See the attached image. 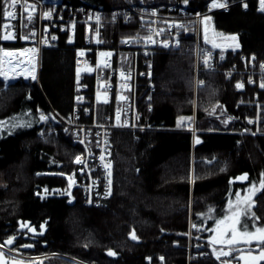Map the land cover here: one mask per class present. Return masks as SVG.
Here are the masks:
<instances>
[{
  "label": "trees",
  "instance_id": "16d2710c",
  "mask_svg": "<svg viewBox=\"0 0 264 264\" xmlns=\"http://www.w3.org/2000/svg\"><path fill=\"white\" fill-rule=\"evenodd\" d=\"M143 1L146 6L175 5L203 13L212 0ZM220 1L231 7L210 14L214 28L219 34L236 35L240 42V49L228 52L229 62L242 69L245 56L264 60V12L257 11L259 1ZM66 2L106 13L128 9L123 0ZM138 20L133 16L134 28ZM120 28L128 29L119 22L108 35L112 47L119 42ZM83 43L79 30L75 44L62 37L58 48L44 50L40 85L23 80L5 83L0 76V243L15 237V250L59 256L46 264H188L191 242L193 252L208 254L193 264H222L213 255V248L220 245L209 243L216 235V221L229 214V202L235 206L237 194L244 197L252 184L264 179V136L238 133L245 114L253 112L238 105L243 94L221 73L201 74L205 83L199 91L196 122L200 132L193 138L186 128L193 113V58L185 48L157 51L151 57L156 91L151 93L147 85L141 91L139 124L145 129L137 135L122 130L112 135L113 197L95 208L85 205L76 192V201L69 204L63 196V175L74 172V142L52 114L66 119L73 112L74 53ZM4 47L8 45L0 43ZM260 95L263 100L264 91ZM41 113L56 122L48 126ZM240 176H247L244 183L235 182ZM253 199L252 211L259 220L241 216L250 230L264 227V191ZM20 223H29L38 232L45 224V232L28 237ZM190 224L199 231L191 240ZM133 232L138 239L131 238ZM252 247L257 248L255 242ZM225 259L239 264L232 257Z\"/></svg>",
  "mask_w": 264,
  "mask_h": 264
},
{
  "label": "built area",
  "instance_id": "2783aa9c",
  "mask_svg": "<svg viewBox=\"0 0 264 264\" xmlns=\"http://www.w3.org/2000/svg\"><path fill=\"white\" fill-rule=\"evenodd\" d=\"M27 3L36 5L34 11L31 9L29 10L32 11L33 17L31 23L28 22L26 13L23 18H21L22 9L18 6L15 9L16 19L9 20V25L11 26L9 31L14 32L16 38L8 40L7 42L9 44L0 39V43L7 44L8 47H4V49L8 51L19 52L24 49H38V52H28L25 54V57L21 58L25 59V62H27L28 57L33 58L35 63L34 74L36 79L33 80L31 79V76L28 75H19V69H17V74L12 73L14 78L6 80V83L12 80H23L30 82L31 84L40 85V74L44 50L58 48L62 37L66 38L68 44H75L77 40V33L79 30L83 32L84 43L82 46L76 48L74 53L75 65L81 74L79 78L81 79V82H83L80 87V94L76 93L74 102L78 103L82 109L80 110L74 105V109L70 117L66 119L59 118V120L67 129L68 127L72 129V136L77 147L75 153L77 157H81L86 162V165L77 163L79 178L75 180L74 186L73 184L71 185L70 189L73 194L69 195L68 200L71 198L72 201L70 203H74L76 201L75 194L79 191L84 199L83 201L85 205L89 207H100L105 203V201L110 200L113 197L115 186V171L113 162L110 160V168H106L100 157L103 154L108 155L111 152L112 135L114 131H116L115 128L121 127V124L111 123L113 113L109 109L114 103L112 101L113 85L110 81H106V75H109L111 81L116 76L114 61L117 55L120 57L121 54H123L126 58L128 56L130 57L129 59L134 66L132 69L129 68L130 70L124 68L123 71H125V79L122 81V85L121 87L119 86L118 89H122V94L120 91L121 95H123V91L130 94L131 100L127 99L126 104H123L122 99V102L118 104V109L122 114L123 106H125V108H129L131 116L134 115L133 117H135L137 113L140 119L141 115L138 109L141 100V91H143L144 85L148 86L151 93L156 91L155 84L152 80H150V75H153L151 57L158 50H178L183 48L184 42L188 41V36L192 35L191 31L196 33L195 29H198V22L194 23L195 19L193 20V18L197 15V18H199L201 14L193 13L187 8H180L175 5L146 6L143 0H138L136 4L128 5L127 10L122 9L116 12V16H114L115 22L118 21V18H121V22H124V25L128 27V29L124 30L125 34L127 35L131 32L130 27H132L134 32H131L132 35L126 37L122 44L120 39L119 42L116 45L114 44L112 47L110 44L113 41L106 33V31H108V27L106 26L108 25L105 16L108 13L103 10L75 7L69 4V2H66V0H27ZM50 3H52V5ZM3 7V0H0V35H3V31L5 30L2 27L5 22V17L2 15ZM257 11L264 12L261 11L259 4ZM47 12H51V18L44 15V13ZM133 16H137L139 18L138 22L135 23L136 28L131 26L133 24ZM140 18L143 21L147 20L148 23L140 22ZM23 20L24 22H27L24 24L26 26H23ZM109 20L110 19H107V21ZM23 27H27V31L35 33V36L30 37L28 40L23 39ZM143 27L146 31L144 36H147V38L151 37L155 43H150L147 38L142 37L143 32L140 33V31L143 30ZM153 31H155L156 35H153ZM26 33L25 36L30 35V33L29 35ZM52 36L57 38L53 40ZM165 42H167L170 46L164 47L163 45ZM189 42H191V40H189ZM123 43L129 48L123 47ZM144 47L148 48V53H145L147 48ZM123 48L128 50H123ZM140 48H143V50ZM194 49H196L195 44L193 50ZM103 52L105 54L111 53V55H104L101 57L100 54ZM81 53H84V55H81ZM207 53L208 52H204L203 50L199 52L198 49L195 54V61H197L195 64V72L198 78L201 74L200 73L198 75V72L209 73L221 71L229 80L234 79L237 74H242L240 81H237L238 83L236 82V85H243L242 88L236 87L240 93H248L247 86H256L262 89L258 85L264 82V79H259L258 81V76L255 77V75H253L251 77V74H254L255 72V74L259 75V77L262 76L264 78V68L261 67V65H264V61L259 62L253 58L247 59L245 56L242 58L243 68L241 69L238 64L228 62L227 57L224 56L217 59L215 54H212L209 65L206 66L203 63V60ZM99 58H101V60H99ZM199 66L204 68L199 69ZM95 77H97V80H100L101 82H94L92 78ZM147 78L148 81L146 80ZM89 79H91L90 84L88 83ZM85 80L86 82L84 83ZM102 82L104 83V85L100 84L103 85L102 87H99L96 84ZM202 85L203 82L200 84V87ZM96 89H99L97 93L100 95V101L93 100L94 103L92 102V106L84 107L86 104L91 102V97L89 96L93 95L94 90ZM78 104L76 106H78ZM100 106L102 109L95 112L96 108ZM83 109L86 110L83 111ZM249 109H252V107H249ZM150 111H152V107H150ZM100 116H102V118H100L99 122L98 117ZM244 120L248 126L251 127V129L255 127L252 131L248 130L245 134L252 136L264 135V130L261 131L260 126L264 124V121L260 119L259 114L257 119L248 117V119L244 118ZM249 121L253 122L249 123ZM130 124L133 128L137 125L134 120L131 121ZM253 133L255 134L253 135ZM109 171L111 172V176L108 174ZM91 172L94 177L101 174V178L98 177L93 179L91 175H89ZM109 180L111 181V184L109 185L110 194L109 188H105L106 183L109 184ZM192 231H195V233L199 232L196 226L193 227V225L190 224V235L192 234ZM188 249V264H193V262L199 257L204 258L208 255L205 251L193 252L191 243ZM202 249L203 248L199 246L198 251Z\"/></svg>",
  "mask_w": 264,
  "mask_h": 264
},
{
  "label": "rangeland",
  "instance_id": "374dc122",
  "mask_svg": "<svg viewBox=\"0 0 264 264\" xmlns=\"http://www.w3.org/2000/svg\"><path fill=\"white\" fill-rule=\"evenodd\" d=\"M123 1H124V5H126V4H128V5L132 4L133 5V4H135V3L138 2V0H130V1L129 0L128 1L127 0H123ZM258 1H259V5H260V0H258ZM22 2H23V0H22ZM219 2L226 4V7H215V8L214 7H211V4H212V1H211V3L208 6V10L206 12H203V13L193 12V13H199V14H201L199 18H197L198 15L193 18V20L195 19L194 20V23L195 22H198V29H195L196 30V33H194V31H191L192 35H189L188 36V38H190V40H191L190 46L188 47L189 41L184 42V45H183V48H185L186 52H189L191 54V56L193 58V66H194V73H193V80H192V89H193V104H192L193 105V108H192L193 111L192 112L193 113H192L191 117L189 118V120H187V122H188L187 124L188 125L186 126L187 130L194 136L193 138H196L197 134H199V132H200L199 127L196 125V122H197V111H198V108H199V106H197V102H198V105H199L198 96H199V91H200V84H201V82H203V85L205 83V81L202 80L200 78V76H199V78H198V76H196V72H195V64L197 62V61H195V57H196L195 54L197 53V50L199 49V52L201 50H203L204 52H211V54H215V56L217 57V59H220L221 57H224V56L227 57V59H228L229 58L228 52L235 51V50L240 49V42H239V39H238V37L236 35H223V34H219V33H217V31L214 28V25H213L212 18L210 16V14L213 13V12H215V11H219V10L228 11L230 9V7H231V4H228V3L223 2V1H220V0H219ZM50 4L52 5V3H50ZM122 9H123V7L120 8V9L114 10L112 13H108L105 16L106 22H107V25H108V26H106V27H108L107 28L108 31H106V33L108 35L111 33L112 28L115 27L117 25V23L121 22V18H118L117 19L118 21H116L117 22L116 23L115 22V19H114V16H116L115 14H116L117 11H120ZM9 10H11V9H9ZM204 17H210L211 18L207 22V34H208V38H209L210 41H214L215 44L219 45V47H213L212 43H205L204 42L205 24L202 23V20H203ZM4 19H5V22L4 23H8L9 24V20L11 18H4ZM107 19H110V20L107 21ZM193 20H191V21H193ZM145 21H143L140 18V22H142V23H148L147 20H145ZM25 23H27V22H24V20H23V25ZM131 26H133V24ZM23 28H24V33L22 34V36L24 37L25 36V33L27 31V27H23ZM142 29L143 30L140 31V33L143 32L142 37L143 38L144 37L147 38V36H144L146 34V31H145L144 27ZM5 31H9V29L8 30H4L3 31V34H4ZM30 32L31 31H27L26 34L29 35ZM131 32L133 33L134 31L131 29ZM131 32L126 35L125 32L123 33V28H120L119 31L118 30L116 31V33L119 35V38L121 39V44H122V42H124V40H125L126 37H129V36L132 35ZM153 35H156L155 31H153ZM233 36L237 37V39L236 40H232L231 37H233ZM7 41L8 40H4V42H6L7 44H9ZM185 44H187V45H185ZM194 44L196 46V49L193 50ZM237 44L239 45V47H236ZM123 47H126L124 43H123ZM126 48H129V47H126ZM144 48H147V47H144ZM131 49H133V48H131ZM140 49L143 50V48H140ZM123 50H128V49H124L123 48ZM148 52H149V50L147 48V50H146L145 53H148ZM103 56L104 55H101V57H103ZM129 58H130L129 56L126 58L125 56H123V54H121L120 57H119V55H117L116 56V59L114 61V65L116 67V76L111 81L109 75H106V77H107V80L106 81L107 82L110 81L112 83V85H113L112 101L114 103L112 104L113 106L111 105V108L109 110H111V112L113 113V118L111 120V123H113V124L114 123L115 124H121V127L120 128H115V130L129 131V132H132V133H134V134L137 135L138 133L142 132L145 129L143 126H141L139 124V121H138L139 120V116L137 115V113H136L135 117H133L134 115H132V116L130 115L129 108H125V106H123V113L122 114L120 113V120L117 121L115 119V117H114V115L116 114V111L118 110V104L122 102L123 97H126L127 99L131 100L130 94L125 93L123 91V95H121L122 94V89H118L119 86L121 87L122 81H124V79H125V77H124L125 76V74H124L125 71H123L124 68L125 69H129V68L132 69L133 66H134V64L130 61ZM197 58H196V60H197ZM99 60H101V58H99ZM258 61L261 62V61H264V60H258ZM228 62H229V60H228ZM74 67H75V74H76V77H77V81H76V93L80 94V90H81L80 87H81V85H82L83 82H81V79L79 78V76L81 75L80 74V71H79V76L77 75L78 69L76 68L75 61H74ZM202 68H204V67L199 66V69H202ZM200 73L203 74V73H206V72H198V75ZM209 73H213V72H209ZM217 73H221L223 76H225V74L223 72H221V71H218ZM9 74H10V76L14 77L12 75V72H9ZM253 75H255V77L258 76L257 77L258 78V81H259V79L260 80L261 79L262 80L264 79L262 76L259 77V75L255 74V72H254V74H251V77ZM150 76H151V79L150 80H152V82L155 84L153 75L151 74ZM241 77H242V74L241 75L240 74H237V75H235V78L234 79L230 80L233 83V86L236 89V91H238L237 88H236V82L237 81L239 82ZM148 78L146 79L147 81H148ZM3 79H4V77H3ZM92 79H93L94 82H101L100 80H97V77L92 78ZM4 82L6 83V80L5 79H4ZM85 82H86V80L84 81V83ZM88 83L89 84L91 83V79H89ZM96 84L99 87H102L104 85L103 82L102 83H96ZM100 84H103V85H100ZM247 88H248V93L247 92L246 93H242L243 96H241V97L243 99L240 98V102L238 103L239 106L247 105L248 107H252L253 112H250L248 114H245V116H244L245 119H248V117L249 118H255V119H257L258 114H259L260 115V119H262L264 121V98L262 100L261 97H260L261 96L260 94H261V92H263L264 88L260 89V88H258L256 86L255 87H250V86L248 87L247 86ZM97 91H99V89L94 90L93 95H90L89 96V97H91L90 98V101L91 102H89L88 104H86V106H84V107H87V106L90 107V106L93 105L94 101H100L99 100V96L100 95L97 93ZM120 91H121V94H120ZM76 93H75V95H76ZM238 93H239V91H238ZM247 94H251L250 95V98H248V99H247V96H248ZM75 95H74V98H75ZM127 99H123V104L124 103L126 104ZM74 101H75V99H73V107H72V110L74 109V105H75L76 108H78V109L81 110L82 108L79 106V104L78 103H75ZM77 104H78V106H76ZM101 106H103V105H101ZM101 106L100 107H97L96 110H95V112L100 111L102 109ZM85 110L86 109H83V111H85ZM132 111H134V110H132ZM138 111H139V109H138ZM108 113H109V111H108ZM139 113L141 115V112L140 111H139ZM45 116H47V115H45ZM52 116L57 121L59 120L58 117L55 116L54 114H52ZM68 117H70V116H68ZM54 118L50 117L48 120L45 121V122H47L48 126L51 125L53 121H55ZM100 118H102V116L98 117V121L99 122H100ZM133 120L135 121V124H137L134 128L130 124V122L133 121ZM98 121H97V123H98ZM59 123H61L60 120H59ZM179 123H182V119H179ZM99 124H102V123H99ZM243 125H244L243 129L241 130V132H238V133H241V134H244V135H246L245 133L248 130L252 131L255 128V127H253V129H251V127L248 126V124L246 123V121L244 119H243ZM260 126H261V131H263L264 130V124H262ZM63 127L65 128L66 131L70 132V134L72 135V132H71L72 129L71 128L68 127V129H67L65 127V125H63ZM44 136H45V132L41 134V138H44ZM73 142H74V138H73ZM73 144H74V150H73V155H74L73 156L74 172L72 174L63 175V177H64V179L66 181V187H65V190L63 191V193H64L63 196L64 197H67V198L69 197L68 192H70L71 195L73 194V192L69 188V177L72 178V184H73V186H74L75 180L79 178L78 167H77V163L75 162L76 157H77L75 151H76L77 147H76L75 143H73ZM103 156H104V160H101V161L103 162L104 165H111L110 160L114 164V161L112 159V142H111V152L108 155H104L103 154ZM107 162H108V164H107ZM114 171H115V164H114ZM89 175H91V177L93 179L98 178V177L101 178V174H98L100 176L97 175V176L94 177L93 176V173L91 172V173H89ZM105 188H109V184L106 183ZM74 191H76V190H74ZM78 193L81 194L79 191H78ZM81 198H82V196H81ZM81 200H84V199L82 198ZM71 201H72V199L69 198L68 203L71 204L70 203ZM21 224L26 225V227L21 228ZM30 228H34V227H32L29 223H20V229L23 230V231H25V232H27V236L28 237H31V238L36 237V236H39V235H43V233L45 232V228L46 227H45V224L42 225L41 232H38L35 228H34L35 229V232L30 231L29 230ZM189 230H190V227H189ZM194 234H195V231H192V234L191 235L189 233V235H188L189 236V240H191V238H192V236ZM190 243H189V245H190ZM14 244H15V242L12 245H7V246H5L3 248V251L6 253V259L8 260L9 264H12L13 259H16L18 261H22L24 264H46L45 261L47 259L54 258V257H59L56 254H42V255H30V254H26L23 251H19V250L13 249ZM26 248H28V247H24L23 249H26ZM198 248H199V246H195V249L198 250ZM9 249H11V250H9ZM252 254L253 255H256L257 253H254L253 252ZM213 255L216 258V253L213 254ZM64 259L69 260V258H64ZM198 259H200V257ZM224 259H225V257L222 256L220 260H224ZM188 260H189V252H188ZM261 262H263V261H261ZM77 263L80 264V262H78V261H77ZM239 264H243V261H239Z\"/></svg>",
  "mask_w": 264,
  "mask_h": 264
},
{
  "label": "snow or ice",
  "instance_id": "6c2138e0",
  "mask_svg": "<svg viewBox=\"0 0 264 264\" xmlns=\"http://www.w3.org/2000/svg\"><path fill=\"white\" fill-rule=\"evenodd\" d=\"M185 3H187V0H184ZM3 9H2V15L5 18H11L16 19V12L15 9L19 6L22 9L21 12V18H23L24 14H27V20L29 23H31L33 17H32V11L35 10L36 5L35 4H28L27 0H3ZM247 7V5H244ZM211 7H226V4L220 3L219 0H212ZM11 9V10H9ZM32 11H29V10ZM260 9L261 11H264V0H260ZM44 15L48 18H51V12L44 13ZM210 17H204L202 20V23L205 24V34H204V42L205 43H212L213 47H219V45L215 44L214 41H210L207 34V22L210 20ZM26 26V25H23ZM3 29L8 30L10 29V25L8 23H4L2 25ZM35 36V33H30L29 36L22 37L25 40H28L30 37ZM15 33L10 31H5L3 35H0V39L2 40H13L15 39ZM57 37L52 36V39L55 40ZM150 43H155L154 40H152L151 37L147 38ZM232 40H236L237 37L233 36L231 37ZM127 42V41H125ZM164 47H169L170 45L165 42ZM178 46V41H177ZM236 47H239L237 44ZM28 52L36 53L38 52V49L32 48V49H24L23 51H8L3 48H0V76L4 77L5 80L14 78L9 76V72H12L14 74H17V69H19L18 74L19 75H28L31 76V79L35 80V63L32 57L27 58V62H25V59H21L22 57H25V54ZM81 55H84V53H81ZM101 55H111V53ZM211 52H208L203 60L204 65H209V61L211 60ZM262 68H264V65H261ZM79 76V71L77 73ZM123 75V74H122ZM202 83V82H201ZM261 88H264V82H262L259 85ZM237 88H242V84H237ZM123 99H127L126 97H123ZM41 120H48L49 117L45 116L43 113L40 114ZM115 119L117 121L120 120V110L118 109L115 114ZM253 121H249V123H252ZM6 123V122H4ZM255 133H253L254 135ZM197 143L199 141L197 140ZM101 160H104V156L102 155L100 157ZM78 164H85L86 162L81 157H76L75 160ZM106 168H110V165H105ZM109 176H111V172L109 171ZM241 180H246L247 176L240 177ZM111 184V181L109 180V185ZM72 185V178L69 177V188H71ZM258 191H264V179L258 181L255 184H252L248 190L247 195L244 197H241L239 194H237L236 197V204L235 206L230 201L229 202V214L224 216L223 219H220L216 221L217 227L216 229H213V231L216 233L212 237V239L209 241L210 244L213 245H220V248L217 250L216 248H213V251L216 253V259L220 260L221 257H232L233 259L239 261H243V264H259V262L264 261V227H257L254 226L251 230L249 229V225L245 223H241V216L243 215L246 220L247 219H253V220H259V217L255 215V212L252 211V209L255 207V202L253 197L255 196L256 192ZM69 195H71L70 192H68ZM109 194H110V188H109ZM243 203L244 207L243 209L240 208V204ZM26 227V225L21 224V228ZM195 227V225H193ZM30 231L35 232L34 228H30ZM132 239H138V237L135 235V233H132L131 236ZM15 237H10L8 240L4 241L3 243H0V264H9L8 260L6 259V253L3 251V248L7 245H12L15 242ZM253 242H255L257 248L253 249L252 245ZM246 245V248H241L239 245ZM22 247H32V245H22ZM11 250V249H9ZM253 251H257L256 255H253ZM239 253L238 256H234L233 253ZM108 255L115 256L116 253L109 251ZM163 260V257L160 258ZM12 264H23L22 261H18L16 259H13ZM222 264H229L228 260H223Z\"/></svg>",
  "mask_w": 264,
  "mask_h": 264
},
{
  "label": "water",
  "instance_id": "95a60500",
  "mask_svg": "<svg viewBox=\"0 0 264 264\" xmlns=\"http://www.w3.org/2000/svg\"><path fill=\"white\" fill-rule=\"evenodd\" d=\"M240 177H243V176H240ZM239 177V178H240ZM239 178H237L236 180H235V182H237V183H244L245 182V180H241V179H239ZM253 249H256V248H253ZM24 264V263H23Z\"/></svg>",
  "mask_w": 264,
  "mask_h": 264
},
{
  "label": "bare ground",
  "instance_id": "6f19581e",
  "mask_svg": "<svg viewBox=\"0 0 264 264\" xmlns=\"http://www.w3.org/2000/svg\"><path fill=\"white\" fill-rule=\"evenodd\" d=\"M240 93V92H239ZM240 94H242V93H240ZM250 136H252V135H250ZM256 136H263V135H256ZM96 208V207H95Z\"/></svg>",
  "mask_w": 264,
  "mask_h": 264
}]
</instances>
